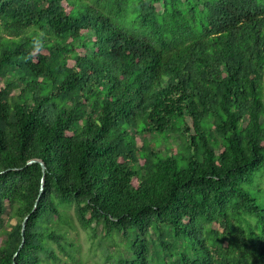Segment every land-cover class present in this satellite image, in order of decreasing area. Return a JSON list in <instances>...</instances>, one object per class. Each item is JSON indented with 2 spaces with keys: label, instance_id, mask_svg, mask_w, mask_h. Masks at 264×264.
<instances>
[{
  "label": "trees",
  "instance_id": "obj_1",
  "mask_svg": "<svg viewBox=\"0 0 264 264\" xmlns=\"http://www.w3.org/2000/svg\"><path fill=\"white\" fill-rule=\"evenodd\" d=\"M0 264H264V0H0Z\"/></svg>",
  "mask_w": 264,
  "mask_h": 264
},
{
  "label": "rangeland",
  "instance_id": "obj_2",
  "mask_svg": "<svg viewBox=\"0 0 264 264\" xmlns=\"http://www.w3.org/2000/svg\"><path fill=\"white\" fill-rule=\"evenodd\" d=\"M101 232L102 228H98L96 239L93 241V243L88 242L87 237L83 233H80V240L83 244L82 253L84 254V256H87L88 258H92L93 260L99 262H102L104 255L107 252L114 253L117 246L114 243L103 241ZM117 242L120 244L119 240ZM92 253H94L95 255H92Z\"/></svg>",
  "mask_w": 264,
  "mask_h": 264
},
{
  "label": "water",
  "instance_id": "obj_3",
  "mask_svg": "<svg viewBox=\"0 0 264 264\" xmlns=\"http://www.w3.org/2000/svg\"><path fill=\"white\" fill-rule=\"evenodd\" d=\"M37 161H30L29 164H33L36 163ZM42 168L44 169V165L41 163ZM24 232H25V223H23V227H22V236L24 237ZM24 242V240H23Z\"/></svg>",
  "mask_w": 264,
  "mask_h": 264
},
{
  "label": "clouds",
  "instance_id": "obj_4",
  "mask_svg": "<svg viewBox=\"0 0 264 264\" xmlns=\"http://www.w3.org/2000/svg\"><path fill=\"white\" fill-rule=\"evenodd\" d=\"M34 45H35V50L38 51L39 50V47H40V43L38 40H35L34 41Z\"/></svg>",
  "mask_w": 264,
  "mask_h": 264
}]
</instances>
